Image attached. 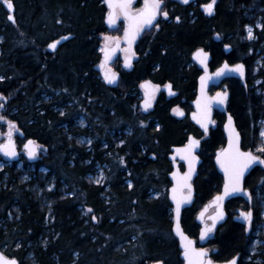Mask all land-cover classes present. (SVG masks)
Listing matches in <instances>:
<instances>
[{"label": "trees", "instance_id": "obj_1", "mask_svg": "<svg viewBox=\"0 0 264 264\" xmlns=\"http://www.w3.org/2000/svg\"><path fill=\"white\" fill-rule=\"evenodd\" d=\"M196 1L164 0L168 15L144 51L142 65L128 71L117 61L116 86L96 69L103 36L110 31L105 0H13L14 22L0 2L3 111L42 148L32 169L26 160L21 167L18 162L0 166V250L8 257L20 264H183L167 154L193 129L170 116L164 102L155 110L161 128L145 125L146 113L135 103L138 82L151 70L158 82L171 81L194 96L201 70L187 63L198 47L211 53V68L224 59L260 63L255 73L250 65L245 84L237 78L226 81L227 109L239 132L249 135L243 146L264 157V140L255 126L264 117V94L257 92L264 89V45L245 48L242 40V6L251 0H218L213 16L200 9L210 0ZM110 32L122 36L123 30ZM69 33L73 37L53 59L33 47ZM227 42L233 49L226 55ZM224 120L225 114L216 112L211 137L203 141L194 204L182 215V226L191 235L197 229L195 211L221 186L213 156L224 143ZM87 136L90 144L82 141ZM98 167H105L104 182L92 178ZM263 223L264 197L254 231ZM253 238L247 242L248 256ZM243 242L238 225L229 223L222 248L231 253ZM259 255L263 262L256 264H264V251Z\"/></svg>", "mask_w": 264, "mask_h": 264}, {"label": "flooded vegetation", "instance_id": "obj_2", "mask_svg": "<svg viewBox=\"0 0 264 264\" xmlns=\"http://www.w3.org/2000/svg\"><path fill=\"white\" fill-rule=\"evenodd\" d=\"M174 1H178V2L183 3L182 0H174ZM0 2L3 4V0H0ZM188 2L197 3L196 0H188ZM204 3H206V2H204ZM204 3H202V4H204ZM144 5H145V0H134L130 5H128L127 10H129L132 13H135V12L141 10L144 7ZM201 5H200V9H201ZM163 6H164V0H162L161 7L159 9L160 15H159V17H157L155 19L154 23L149 27H145L143 24H141L139 26L138 34L134 39L135 43L129 42L127 45V43L124 41L123 42V49L120 52L118 59L116 61H114L113 63H111L110 65H105L104 66L105 69L111 70L114 74L120 75L119 74L120 73L119 67H118L116 62L117 61L121 62V60H122L121 67H122V69H125L123 67V62L125 59L124 55H126V56L131 55L133 57L131 68L128 71H132L134 68H136V66H137V68H139L142 65L141 61H143L145 59L146 53H148V52L144 53V51L148 49L149 43H151L153 41V39L156 37L157 33L160 31V29L162 27L161 22H164V20L166 19V17L162 15V13L165 12L163 10ZM106 9L108 10L107 7H106ZM116 10H117L116 20L118 22V26L115 27L114 29L121 27L122 30L124 31V36H125V28L127 27V24H126L125 17H124V14H123V11H122V8L120 7V5L117 6ZM201 10L204 12L203 9H201ZM9 13L10 12L8 11L7 17L9 15ZM14 14H15V10H14ZM242 15H243V21H242V32H243L242 38L243 39L242 40H243V43L245 45V48L249 47V45H252V46L257 45V47L258 46L262 47L264 45V3H263V0H251L249 3H245L242 6ZM14 17H15V15H14ZM14 21H15V19H14ZM14 21H11V22H14ZM249 26H251L253 29V37L252 38H249V36H248V27ZM60 36H61V34L55 38L48 40L44 44H40V43L35 42V43H33V47L36 48L38 52H40V53L43 52L46 55H48V59H50V58L53 59L54 57L57 56V54L59 53V51L61 49V46L65 42L59 44L55 51H51L49 49V43L52 42L53 40L57 39ZM117 41H119V40H116V42ZM120 41H123V39ZM228 43L231 44L230 42H227V44ZM103 47H101V50ZM232 49H233V47H232ZM252 49L253 48H251V53H253ZM257 52L260 53V50L257 49ZM192 53L190 56V61L187 63V67L190 68L192 66H196V68H198L196 63L193 62V60H192ZM248 55L249 54L246 53V57H248ZM101 62H103V58H102ZM231 63H233V62H231ZM114 64L118 68V73L113 70L112 66ZM248 64H249V59L247 60V62L245 64L246 75H247V73L248 74L250 73V66ZM97 70H99V69H97ZM99 71L101 72V70H99ZM154 72H155L154 70H151L149 74H146L144 77H141V79L138 82V84H139L138 87H139L140 91L137 95V101L135 103V106L138 107L140 111L146 113V117H145L146 119L144 121V124L149 125V126L154 125V126H156V128H161L162 124L160 123L159 119L155 116V110L156 109L159 110V108L162 106L161 103L164 102L167 105V110H168V113L170 116H172L173 118H175L176 120H178L180 122H183L185 125L189 126L190 130L193 129V131L188 132L187 138L183 142H180L177 144H172L169 147L170 152L167 154L168 160L171 161L170 156L173 157L172 158L173 160H177L179 167L181 168V171L190 179V188L189 189L186 188L183 191H184V194L191 193L192 202L188 206L183 208V211H182V215H183L184 210H186L187 208H190L194 204V199L196 196L194 181L198 177L199 169H200L201 165L203 164V157H202V153H201V150L203 148V141L206 138L211 137L215 113L216 112H219L221 114H224V113H222L218 110H215L214 115H213L212 124L209 127L208 131H206V132L202 131L191 119V112L194 110L193 101L197 98V87L195 89L196 94L194 96H192V94L189 93V91H188V93L181 92L177 88V86H175V84L171 81L166 80L164 82H158L157 80H155L152 77L154 75ZM199 76H200V74H197L195 76L197 85H198L197 80H198ZM146 80L150 81L153 84L154 90L151 94L150 106L147 107V111H144L143 107L141 106V101L144 98V90L141 87V84L143 81H146ZM227 80L228 79H226L224 81V83H226ZM167 84H172L171 93L173 95H171V96H168L167 91L163 89V86H165ZM218 89H220V86L219 87H216V86L211 87V92L214 93ZM227 90L229 91L228 85H227ZM257 92L264 94V89H258ZM229 94H230V91H229ZM1 99L2 100L0 103L3 105L2 102L4 101V99H3V97H1ZM227 105H228V101H227ZM158 110H157V112H158ZM0 117L4 118V119H0V143L4 142L7 138H9V122H11V124L14 126L12 128L11 137L15 140L17 149L19 151V159L18 160L10 161L7 158H5L4 156L0 155V163L4 164L6 162V163L12 164L13 162H18V163L20 162L21 165H23L25 160L27 161V159H26L27 157L25 155V150L23 149V146H24V143L26 142V140L28 139V136L21 129H19L17 127V125L14 121L10 120L7 117V115L5 114L4 111L0 112ZM233 120H234L235 130L230 131V136L228 137V136H226V133H225V125L227 124V117L225 115V120L223 122L224 143L215 149L214 156H213L214 166L216 167V170L218 171V173L220 174L221 179H222L221 180V186H220V189L217 192H215L207 202H209L215 195L224 193V187H225L227 177H225V175L220 172L219 167H220V161L222 158L221 152L223 150L229 151L230 141L233 145V148L238 147L240 149V152L251 153L252 156L257 157L258 159L256 162L251 164L248 167V169L244 172V175L242 178V184H241L242 191L232 192L226 196L227 198L223 204L225 216H224L223 220H221L216 225V227H214L212 229L210 234H208L209 237H208V235L207 236L204 235L202 237L201 229L203 228L204 224L207 225V224L211 223V219L208 218V215L213 214L216 211V206L212 207L208 211V213L206 214L205 220H203L202 222H198L196 219L198 212L201 209H203L204 205L207 202H205L199 209H197L195 211L196 212L194 214L195 215V223L197 224L196 233H192L193 235H191L190 233L185 231V229L183 228V230L189 235V237H191L195 240V245L197 248L208 251L209 254L206 256V259L203 261L204 264H207L208 261H211V264H230V262L233 260H235V264H246L250 260L249 259V258H251L250 255L249 256L247 255V253H248L247 248L249 245V243L247 244V242L250 241L252 236L255 235L254 227H255L256 222H257L258 209L261 208V205L263 203L264 175L262 174V172L264 169V163H262V161H264V157L261 154H258L252 148H247V147L243 146L245 144L244 141L249 139V135L245 136L244 133L241 134V132H239V130H238V126H237V123H236V120L234 117H233ZM263 122H264V117H261L258 120H256L255 126L260 127V130H261V127L263 126ZM196 129L199 130L200 132H202V135L198 136L197 134H195L194 130H196ZM260 130L258 132V138L263 139L260 136ZM236 133L239 134L238 139L235 135ZM191 135H192V137L199 139L201 141V147H200V150L198 152V155L201 158V163H199V165L197 166V168L195 170L193 168L194 167V161H193V158L191 156V153L188 152L187 154H185L183 152V149L186 148L187 142H188L189 137ZM263 143H264V141H263ZM178 150H182V151H178ZM39 151H40V149H39ZM38 154H39V152H38ZM217 157H219V159H217ZM224 158H225V166H227L228 156L226 155ZM28 163L32 166L35 165V162H31V163L28 162ZM171 164H172V170L169 171V173H168V177L170 180V186L173 184V181L171 180V176H170V173L173 171L172 161H171ZM175 210H176V206H174V214H175ZM249 211L252 213L250 223L248 221H246L244 219V217L241 215L242 213L249 212ZM232 222L236 223L238 225V227L241 230V233L244 237V242L242 243L241 249L236 250L234 252L232 251L230 253V252H226L220 244H221V238H222L223 233L225 232L226 226ZM181 224H182V217H181ZM259 227H257L256 231L258 230ZM181 242H182V240L180 239V243ZM184 250H185V247H184V244L182 243L180 257L183 261V264H186L185 263L186 259H184L182 257ZM3 254H4V256L8 257V255H6L5 253H3ZM254 257H255V260H257V256L255 255ZM8 258H10V257H8ZM16 261H17V264H20L18 260H16ZM192 264H195V263H192Z\"/></svg>", "mask_w": 264, "mask_h": 264}, {"label": "water", "instance_id": "obj_3", "mask_svg": "<svg viewBox=\"0 0 264 264\" xmlns=\"http://www.w3.org/2000/svg\"><path fill=\"white\" fill-rule=\"evenodd\" d=\"M134 0H131V3ZM12 3V8L9 9L7 4L4 3L3 0V4L5 6V8L10 12L8 15V19L10 21H14V10H15V5L13 0H11ZM212 3V0L210 2L204 3L201 5V9L204 10L205 15L207 16H213L216 13V6L218 3V0H215V3L213 4V8H212V12L211 14H209L206 10H205V5H208ZM120 5V0H106V7L108 8V11L105 14V25L108 29H114L115 27L118 26V22L116 20V15H117V6ZM145 8L144 7L135 12L132 13L129 10H127V12L129 13V16H136L139 13H141ZM123 14H124V9L122 8ZM112 12L113 16L115 18V23L110 24L109 23V13ZM160 14H158L156 16L159 17ZM11 17V19H10ZM125 21L127 24V27L125 29L126 31H129L130 35L128 38H126V36H124V40L123 41H117L115 42L113 45L111 46H104L103 47V57H104V63L101 64L99 66V68H102L104 64L109 65L110 63H113L114 61H116L119 57L120 52L123 49V42L125 41L128 45L129 42L135 43L134 39L138 34V31H135L134 28L131 27L132 25V21L128 18V16H125ZM155 18V19H156ZM155 19L152 21V24L154 23ZM151 24V25H152ZM151 25H144L145 27H149ZM134 33V35H133ZM72 34H65L62 37H59L55 40H53L52 42L49 43V45L55 44V47H50L49 49L51 51H55L57 49V46L61 43H64L65 41L69 40L72 38ZM221 39V35L217 32L215 34V40L219 41ZM202 50V51H200ZM223 50L225 52V54H229L232 50V45L231 44H225L223 46ZM192 60L193 62L196 63V65L198 66V68L201 70V75L198 77V85H197V98L193 101V105H194V110L191 112V119L192 121L204 132L208 131L209 127L212 124V120H213V115H214V111L218 110L222 113H224L227 117V124L225 125V133L226 136H230V131H234L235 127H234V120H233V116L231 115V113L227 110V101L229 99V91L227 90V84L224 83V81L226 79L229 78H237L239 80L242 81V83H246V70H245V63L242 61L239 62H234V63H230L228 61V59H224V61L218 65L215 68H211L210 66V61L212 60V55L209 51L205 50L204 47H198L197 49H195L193 51L192 54ZM201 60H203V63H201ZM133 61V57L131 55H128L125 57L124 62H123V67L126 70H129L131 68V64ZM236 65H243V72H237L235 70V66ZM222 70V71H221ZM220 71L221 74L217 75V72ZM101 76L104 78L105 82L108 84H111L113 86H116L118 84V80H119V76L117 74H114L111 70H102L101 72ZM105 73H108V75H115L116 80L113 83H109L108 80L105 78ZM201 77H204L203 80H201ZM146 82H148L146 84ZM223 83V84H222ZM171 86L170 88L168 86ZM219 87L220 89H218L217 91H215L214 93L211 92V87ZM141 87L144 90V98L141 101V106L143 107L144 111H147V108H145L144 106V102L145 99H150L151 100V94L154 90V86L150 81H143L141 84ZM163 89L167 91L168 96L173 95L171 93L172 90V84H167L165 86H163ZM221 94V96H224V94L226 93V98H224L223 100H221L220 98H218L217 94ZM229 117H231V123L229 122ZM203 122V123H201ZM203 124L207 125V129H205V127L203 126ZM190 140H195V141H199V144L196 145L194 148H192L191 150V156L193 158L194 161V170L197 168V166L199 165V163H201V158L198 155V152L200 150L201 147V141L199 139H196L194 137H192V135L189 137V140L187 142L186 147L189 145V141ZM11 141H12V146L14 148V151L16 152L15 156H9L7 155L3 150H0V154L5 156L7 159H10V161H16L19 159V151L17 150V146L15 143V140L11 137ZM29 141H33L34 139L29 138L26 142L25 145L28 144ZM9 142V138H7L4 142L0 143V145H7ZM24 145V148H25ZM36 148V153L38 151V144H36L34 142L33 145ZM26 149V148H25ZM186 149V148H184ZM183 149V150H184ZM239 149V148H238ZM240 151V149H239ZM185 154H187L188 152L183 151ZM222 158L220 161V167L219 170L222 174L225 175V177H227L226 175V171H225V156L226 153H229L228 150H223L222 152ZM27 160L29 162H36L38 160V157L36 156H29L28 155V150L26 149V153H25ZM173 157L170 156V159H172ZM173 166H174V170L173 172L170 173L171 176V180L173 181V184L171 185V187L169 188V198L171 200V202L177 206V202L179 201V206H187L192 202V197H191V193L188 194H184V189L188 188V186H190V179L189 177H187L182 171L181 168L178 166V163L176 161L173 160ZM176 189L175 192H173V189ZM192 188V187H191ZM217 197H223L222 200L217 201ZM226 196H224V193L222 194H217L215 195L209 202H207L203 209H201L197 216L196 219L198 222H202L203 220H205L206 214L208 213V211L216 206V211L213 214L208 215V218L211 219V223L210 224H204L203 228L201 229V232H204L206 227H211L213 225V223H215V227L216 225L223 220L224 216H225V212L223 209V204L224 201L226 200ZM219 213H222V217L216 219L215 221L213 220V217H217V215ZM179 229H181V227H179ZM208 234H210V232H208L205 236H207ZM209 237V235H208ZM180 239L182 240V243L185 244L186 241H191V247L194 250V252L190 255V257H186L184 255V252L182 254V257L184 259H186V264H189L190 260L192 261V263L196 264L197 261V257L195 256V252H199L203 249H199L196 247L195 245V240L191 237H189V235L185 232H181L180 233ZM206 252V255L203 257H200L199 259L204 261L206 259V256L209 254L208 251L203 250ZM1 252V251H0ZM8 258V257H7ZM12 259V258H9ZM157 264V263H156ZM159 264V263H158Z\"/></svg>", "mask_w": 264, "mask_h": 264}, {"label": "snow or ice", "instance_id": "obj_4", "mask_svg": "<svg viewBox=\"0 0 264 264\" xmlns=\"http://www.w3.org/2000/svg\"><path fill=\"white\" fill-rule=\"evenodd\" d=\"M182 2L188 3V0H182ZM4 3L7 4L9 9L12 8L11 0H4ZM161 3H162V0H145L144 10L136 16H129V13L127 12V8H128V5L131 4V0H120V7L125 10L124 15L128 16V18L133 22L131 27L134 28L135 31H139V26L141 24L151 25L152 21L156 18V16L158 14H160L159 9L161 7ZM214 3H215V0H212V3L204 6L205 10L209 14H211V12H212V8H213ZM162 15L167 17L168 13L163 12ZM10 19H11V17H10ZM176 19L179 20V17H177ZM109 23L110 24L115 23V18L113 16L112 12L109 13ZM129 35H130L129 31H126L125 32L126 38H128ZM133 35H134V33H133ZM248 36H249V38L253 37V29L251 26L248 27ZM49 46L55 47V44H52ZM200 51H202V50H200ZM201 63H203V60H201ZM235 70L237 72L242 73L243 72V65H236ZM220 74H221V72L218 71L217 75H220ZM105 78L108 80L109 83H113L116 80L115 75L110 76V75H108V73H105ZM203 79H204V77H201V80H203ZM147 83L148 82H146V84ZM168 87L170 88L171 86L169 85ZM226 95H227L226 93L224 94V96H221V94H219V93L217 94L218 98H220L221 100L226 98ZM144 106H145V108L150 106V99H145ZM0 119H4V118L0 117ZM229 122L231 123V117H229ZM201 123H203V122H201ZM203 126L205 127V129H207L206 124H203ZM13 127L14 126L11 124V122H9V142L7 145H0V150H3L9 156H15L16 155V152L14 151V148L12 146V141H11V135H12V128ZM235 135L238 139L239 134L236 133ZM261 135L264 136V132H262ZM198 144H199V141L190 140L189 145L183 151L190 153L192 148H194ZM33 145H34L33 141H29L28 144L25 145V148L28 150L29 156H35V154H36V148ZM178 151H182V150H178ZM226 155L228 156V163H227V166L225 167V171L227 174V180H226L225 187H224V196H227L232 192L242 191L241 184H242V178H243L244 172L248 169V167L251 164L256 162L258 159L257 157L252 156L251 153L240 152L238 147L233 148L231 141H230V145H229V153H226ZM217 159H219V157H217ZM262 163H264V161H262ZM188 187L190 188V186H188ZM175 191H176V189L174 188L173 192H175ZM216 199H217V201H220L223 199V197H217ZM88 211H91V209H89ZM177 211H179V201L177 202ZM222 215H223L222 213H219L217 215V217H213V220L215 221L216 219L221 218ZM241 215L244 217V219L246 221H248L249 223L251 222L252 213L250 211L242 213ZM93 218H95V217H93ZM214 227H215V223H213V225L211 227H206L205 231L202 232V234H201L202 237L204 235H206L208 232H211ZM191 244H192L191 241H186L184 244V247H185L184 255L186 257H190V255L194 252V250L191 247ZM194 254L197 257L196 264H204V262L202 260H200L199 258L205 256L206 252L201 250L199 252H195ZM0 264H17V261L15 259L7 258L6 256H4V254L2 252H0ZM189 264H192L191 260H190ZM207 264H211V261H208ZM230 264H235V260L231 261Z\"/></svg>", "mask_w": 264, "mask_h": 264}, {"label": "rangeland", "instance_id": "obj_5", "mask_svg": "<svg viewBox=\"0 0 264 264\" xmlns=\"http://www.w3.org/2000/svg\"><path fill=\"white\" fill-rule=\"evenodd\" d=\"M109 30L111 31L113 29H109ZM110 31H108L107 34H104L101 47H103V46H111V45H113L116 42V40H119V41L122 40V39L124 40V31L122 32V36H119L118 34H116L114 32H110ZM2 38L3 37L0 35V42H1ZM125 57H126V55H124V58ZM249 62H250V60H249ZM120 65H122V60L120 62ZM250 65L254 68L253 69L254 70L253 73H255L256 69H258L260 67V63L257 62V61H255L253 63L250 62L249 66ZM112 67H113V70L118 73V68L115 66V64ZM1 100L2 99L0 97V102H1ZM2 109H3V105L0 103V112L1 111L3 112ZM79 124L80 125H85L84 119H81ZM262 132H264V122H263V126L261 127V130H260V136L264 139V136L261 135ZM91 140H92V137H89V136L82 138V141L87 143V144H90ZM41 153H42V148H41L40 154ZM2 165H4V164L0 163V166H2ZM21 166L22 165L19 162V167H21ZM32 168H33L32 165H30V169H32ZM104 168L105 167H98V171L95 174L92 175V178L94 179V181H96V182H104V180H105ZM42 170H43V172H46L45 168H43ZM50 187H52V184H50ZM261 234H264V224H261L260 227L258 228V230L255 231V235H254L253 242H252V245H251V255H250L251 258H249L250 260L252 259V261H253V263H251V264H256V261L263 262V257L259 255L260 253H262L264 251V250H262V248H260V246L262 244H264V238L260 236ZM254 255L257 256V260H255ZM151 264H155V263L152 262Z\"/></svg>", "mask_w": 264, "mask_h": 264}, {"label": "bare ground", "instance_id": "obj_6", "mask_svg": "<svg viewBox=\"0 0 264 264\" xmlns=\"http://www.w3.org/2000/svg\"><path fill=\"white\" fill-rule=\"evenodd\" d=\"M105 4H106V0H105ZM71 34V33H70ZM63 35H65V34H63ZM63 35H61L60 37H62ZM73 35V34H72ZM59 38V37H58ZM66 42V41H65ZM101 52H103V48H102V50H101ZM102 58H103V62H100L97 66H96V68L97 69H99V70H106L105 68H104V66L105 65H107V64H104L103 65V67L102 68H99V66L101 65V64H103L104 63V57H103V53H102ZM111 64V63H110ZM109 64V65H110ZM119 76V75H118ZM146 81H148V80H146ZM29 139V138H28ZM27 139V140H28ZM33 139V138H32ZM26 140V141H27ZM34 142L36 143V144H38V151H37V153H36V156L38 157V152H39V149H40V144L38 143V142H36L35 140H34ZM24 145H25V143H24ZM23 149L25 150V153H26V149L24 148V146H23ZM18 150V149H17ZM1 155V154H0ZM1 156H3V155H1ZM5 157V156H4ZM6 158V157H5ZM27 159V158H26ZM8 160H10V159H8ZM28 161V160H27ZM172 161V163H173V160H171ZM174 161H176L177 162V160H174ZM29 162V161H28ZM31 163V162H30ZM178 163V162H177ZM178 166H179V164H178ZM173 170H174V166H173ZM173 172V171H172ZM171 187V186H170ZM171 201V200H170ZM174 205V204H173ZM175 206V205H174ZM188 206V205H187ZM184 207H186V206H179V211H177V206H176V210H175V233L178 235V237L180 238V233L183 231V232H185L184 230H183V227H182V224H181V217H182V211H183V208ZM179 227H181V229H179ZM186 233V232H185ZM202 233V232H201ZM181 246H182V242H181ZM16 260V259H15ZM159 264H162V262H158ZM157 263V264H158Z\"/></svg>", "mask_w": 264, "mask_h": 264}]
</instances>
